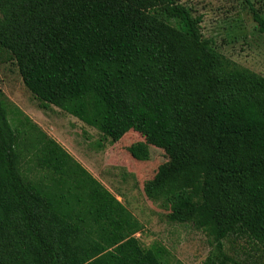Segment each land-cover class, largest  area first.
<instances>
[{
    "label": "trees",
    "instance_id": "1",
    "mask_svg": "<svg viewBox=\"0 0 264 264\" xmlns=\"http://www.w3.org/2000/svg\"><path fill=\"white\" fill-rule=\"evenodd\" d=\"M182 1L0 0V59L16 65L40 110L112 144L139 134L127 149L138 162L151 146L164 151L170 164L151 188L203 171L198 204L167 216L207 235L203 264H264V77L220 54ZM142 230L0 91V264H169L163 246L135 237Z\"/></svg>",
    "mask_w": 264,
    "mask_h": 264
},
{
    "label": "rangeland",
    "instance_id": "2",
    "mask_svg": "<svg viewBox=\"0 0 264 264\" xmlns=\"http://www.w3.org/2000/svg\"><path fill=\"white\" fill-rule=\"evenodd\" d=\"M181 4L192 11L193 17H202L203 38L212 41L220 54L264 77V33L251 10L264 18V0H184ZM170 23L178 28L176 22ZM0 91L27 115L34 113L36 116L31 117L37 125L132 213L143 227L135 237L145 248L163 246L169 253V264L204 263L211 251L207 235L192 225L171 224L167 220L173 208L183 205L184 200L198 204L193 192L199 188L196 177L202 176L201 169L187 170L179 180L153 189L152 181L170 160L164 151L153 146L147 162L134 160L127 149L143 141L139 134L131 131L119 143L112 144L98 131L58 109L40 110L16 65L1 59ZM23 171L34 180L43 175L28 160L23 162Z\"/></svg>",
    "mask_w": 264,
    "mask_h": 264
},
{
    "label": "crops",
    "instance_id": "3",
    "mask_svg": "<svg viewBox=\"0 0 264 264\" xmlns=\"http://www.w3.org/2000/svg\"><path fill=\"white\" fill-rule=\"evenodd\" d=\"M17 108H18L21 112H23L26 116H28V117L32 120V122H34L35 124H38L35 120H33V117H34V116L31 117V115H35L34 113L30 112L31 115H29V112H28V115H27V112L25 113V111H23L20 107H17ZM63 114H65V113H63ZM35 116H36V115H35ZM65 116H67V117H69V118H71V119L74 118V117H71V116H69V115H67V114H65ZM67 117H66V118H67ZM72 120H75V119H72ZM79 122H80V121H79ZM50 124H51V123H48L47 126H50ZM82 124H83V123H82ZM83 125H84V124H83Z\"/></svg>",
    "mask_w": 264,
    "mask_h": 264
}]
</instances>
